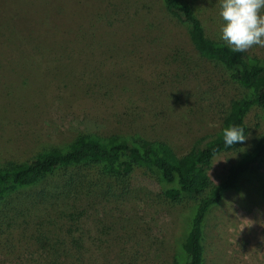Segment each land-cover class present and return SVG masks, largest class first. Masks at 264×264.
<instances>
[{"label": "rangeland", "instance_id": "obj_1", "mask_svg": "<svg viewBox=\"0 0 264 264\" xmlns=\"http://www.w3.org/2000/svg\"><path fill=\"white\" fill-rule=\"evenodd\" d=\"M192 1L206 37L220 39L219 0ZM114 2L128 7L133 24L115 26L111 57H96L101 51L93 46L74 49L64 73L39 79L38 93L35 85L26 94L0 88V164L23 161L45 145L61 147L81 133L159 140L180 156L194 140L219 129L238 89L198 58L185 28L166 14L160 0ZM5 12H0L2 18ZM237 53L263 58L264 48ZM253 118L250 113L246 122ZM258 136V130H251L244 149ZM234 160V153L214 160L209 171L214 183ZM258 179L264 180V165L257 175L242 176L237 191L225 192L209 211L204 264H264V201L257 195ZM48 187L40 183L24 195L47 201ZM188 208L165 206L155 186L142 177H134L128 187L103 180L94 195L52 204L55 225L77 226L92 241L80 253H64L59 263L173 264ZM61 235L52 228V237L60 241ZM52 245H23L0 254V264H49Z\"/></svg>", "mask_w": 264, "mask_h": 264}, {"label": "trees", "instance_id": "obj_2", "mask_svg": "<svg viewBox=\"0 0 264 264\" xmlns=\"http://www.w3.org/2000/svg\"><path fill=\"white\" fill-rule=\"evenodd\" d=\"M193 4L192 0H160L166 14L185 28L198 58L238 89L219 129L194 140L180 156L159 140L81 133L61 147L45 145L23 161L0 164V254L23 245L50 243L54 259L49 264H58L64 253L82 252L92 242L88 231L55 225L50 217L52 204L94 195L103 180L128 187L134 177H142L155 186L165 206L189 205L173 264L205 263L209 211L225 192L237 191L242 176L257 175V168L264 165V57L238 54L221 39L206 37ZM0 12H5L0 16V88L6 93L33 92L34 85L38 93L39 79L64 73L74 49L93 46L101 51L94 53L96 57L103 53L111 57L115 26L133 24L128 7L114 0H0ZM250 113L254 118L247 123ZM229 125L243 127L246 136L258 130L254 145L249 150L244 149L245 142L226 147L222 130ZM227 153H234L235 160L214 183L209 176L212 164ZM40 183L50 185L47 201L25 197V191ZM257 183V195L264 201V180ZM52 228L62 234L60 241L52 237Z\"/></svg>", "mask_w": 264, "mask_h": 264}, {"label": "clouds", "instance_id": "obj_3", "mask_svg": "<svg viewBox=\"0 0 264 264\" xmlns=\"http://www.w3.org/2000/svg\"><path fill=\"white\" fill-rule=\"evenodd\" d=\"M220 39L233 52H247L254 46L264 48V0H219ZM226 147L247 140L245 129L229 125L222 130Z\"/></svg>", "mask_w": 264, "mask_h": 264}]
</instances>
